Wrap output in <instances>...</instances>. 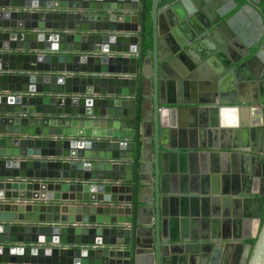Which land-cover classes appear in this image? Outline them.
Segmentation results:
<instances>
[{
	"label": "water",
	"instance_id": "95a60500",
	"mask_svg": "<svg viewBox=\"0 0 264 264\" xmlns=\"http://www.w3.org/2000/svg\"><path fill=\"white\" fill-rule=\"evenodd\" d=\"M244 1L0 0V264H216L224 240L243 245L224 264H264V9ZM248 9L262 33L244 42ZM188 125L209 140L194 180Z\"/></svg>",
	"mask_w": 264,
	"mask_h": 264
},
{
	"label": "crops",
	"instance_id": "0c3cea01",
	"mask_svg": "<svg viewBox=\"0 0 264 264\" xmlns=\"http://www.w3.org/2000/svg\"><path fill=\"white\" fill-rule=\"evenodd\" d=\"M182 5H184V3H182ZM185 6V5H184ZM184 8V7H182ZM200 14L199 16L195 17L194 16V20H193V24H195V26H193L194 28L197 27L196 29L199 31V33L202 31L203 28H205V24L203 22L202 19L205 20V12H203L202 10H197ZM189 13V12H187ZM186 13V14H187ZM240 18L242 19L241 21L244 22L247 26H246V31H244L242 28L241 29V35L239 36L240 38L244 37L245 39L242 38V40L245 42L247 40H252L253 36L252 33H250L249 31L253 28V23L250 19L249 14H244L242 13ZM239 22L235 21V23ZM240 23V22H239ZM241 24V23H240ZM240 27V25H239ZM191 30L192 27H191ZM249 37V38H247ZM193 54L195 57H199L201 60L203 59L202 56L199 54V52L197 50H193ZM238 106H236V108L234 107H230L228 108V110H226L224 112V119L225 121H228L230 123L231 126H234L236 124H238L241 119H242V111H240ZM191 108H187L184 110V108H180L177 110L176 113V117H177V122L179 120V118H181V121H185V123L190 124V122H198V123H205V122H209L211 120V112L209 111L208 113L206 111H202L201 113L198 111L196 112V116L194 118V113L192 111H190ZM206 113V114H205ZM185 129H188L185 132H181V131H175L174 136H175V144L177 145H181L182 151H186V161H185V166L186 169H188L186 171V173H183L182 175H188V180L194 177L200 173H202L201 170V164L202 162H205L207 159V162H209V155L205 152L207 151V148H204V143L209 144V140L207 138H202V133L200 132V130H197V135L192 133V128L193 129H197V128H201L199 127H195V126H184ZM207 137V135H206ZM251 142H253V144L256 143L255 137L250 139ZM216 150H218V147L223 146V137L222 134H220L219 136H217V140H216ZM260 145L263 147L264 146V132L262 134V139H260L259 141ZM225 146V145H224ZM198 173H196L195 171L198 170ZM180 175V173H179ZM263 191H264V183H263ZM250 217L252 216V214H249ZM252 218H250V222H247L245 224H243L242 228H241V233H242V238L239 240H243L245 243H249L252 238H247V235H252L254 234L255 231V224L252 223L253 225L249 224L252 221ZM247 225H251L249 227H247ZM194 229V231H193ZM188 232L189 234H193L196 233L200 238L198 239L197 242H192L189 243V245L191 247V253H189V255H197L202 257L205 253H207V251H209L210 249H212V245L214 243V241H210L206 238V236L209 234L207 229H206V225L204 224V222L200 221L198 223H190L188 226ZM231 243L233 242V240L230 241ZM230 242H227L226 240L222 241L219 245L223 248V251L220 250L218 253V257L216 259V264H224L225 262H227L228 260L230 261L231 258L236 259L237 260L239 258H241V254H242V249H243V245L241 244L240 246H238V248H236L233 252V254H231V250L228 252L226 251V247L227 245L230 244ZM235 242V241H234ZM210 245V246H209ZM215 248V247H213ZM236 254V255H235Z\"/></svg>",
	"mask_w": 264,
	"mask_h": 264
},
{
	"label": "flooded vegetation",
	"instance_id": "af4514ba",
	"mask_svg": "<svg viewBox=\"0 0 264 264\" xmlns=\"http://www.w3.org/2000/svg\"><path fill=\"white\" fill-rule=\"evenodd\" d=\"M224 1H226V3H229L231 6H234L235 3H236L237 4L236 7H244V6L247 5L246 1H244V0H235V2H232V0H224ZM258 4L262 7V9H264V0H260L258 2ZM209 6H210V3H209ZM236 11L237 10L234 9L232 11V13L229 14L228 16L234 14ZM243 13L244 14H249L250 19H251V21L253 23V28L249 31L250 33H252V36L254 37V35L256 36V34H258V33H260V35H261L262 30L259 28V24H258V20L259 19L257 18V14L255 12H251L249 9L248 10H243ZM240 16H241V14H238V16L236 17L235 21L239 20V22L241 24L239 22H237V23L234 22V26H233L239 36L241 35V29L240 28H242V29L244 28L243 30L246 31V26H247L244 22L241 21L242 19L240 18ZM239 25H240V27H239ZM233 31H234V29H233ZM242 38L245 39L244 37H242ZM247 38H249V37H247ZM250 243L253 244L254 242L250 241L249 244Z\"/></svg>",
	"mask_w": 264,
	"mask_h": 264
},
{
	"label": "trees",
	"instance_id": "16d2710c",
	"mask_svg": "<svg viewBox=\"0 0 264 264\" xmlns=\"http://www.w3.org/2000/svg\"><path fill=\"white\" fill-rule=\"evenodd\" d=\"M261 217H262V221H263V219H264V197H263V204H262V209H261ZM251 242H255V240L252 239Z\"/></svg>",
	"mask_w": 264,
	"mask_h": 264
}]
</instances>
